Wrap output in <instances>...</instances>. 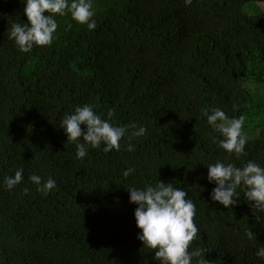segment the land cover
Segmentation results:
<instances>
[{"label": "trees", "instance_id": "16d2710c", "mask_svg": "<svg viewBox=\"0 0 264 264\" xmlns=\"http://www.w3.org/2000/svg\"><path fill=\"white\" fill-rule=\"evenodd\" d=\"M249 2L264 0H93L94 30L57 15L52 44L22 53L8 36L29 23L24 4L0 0V264H159L137 239L127 190L158 181L196 205L190 251L207 264H264V223L240 189L231 207L212 202L206 166L264 167V11L248 13ZM84 104L144 127L134 151L124 139L120 151L101 145L76 159L60 126ZM212 108L261 128L239 159L212 142L219 134L203 116ZM21 167L22 182L7 190L4 177ZM32 174L56 187L37 191Z\"/></svg>", "mask_w": 264, "mask_h": 264}, {"label": "clouds", "instance_id": "9594fccd", "mask_svg": "<svg viewBox=\"0 0 264 264\" xmlns=\"http://www.w3.org/2000/svg\"><path fill=\"white\" fill-rule=\"evenodd\" d=\"M24 14L29 23H14L8 38L13 40L18 51L30 52L34 47L50 46L59 25L56 16L70 14L77 24L86 25L88 30L96 28L93 0H22ZM115 109H109L107 118L98 114L93 105H77L71 114H65L61 121L67 141L75 144L76 159H83L88 149L103 145L104 153L120 151L121 141L127 139L125 150L134 151L132 139L145 134L146 129L138 125H117L113 122ZM207 124L214 132L212 142L231 156L239 159L245 150L246 138L242 133L243 119L229 117L221 108L203 111ZM83 126V127H82ZM81 140L83 142H81ZM207 180L215 186L209 193L212 202H219L225 208L237 203L238 189L244 192L257 221L264 223V167L254 160L242 166L217 160L206 165ZM135 171L127 168L123 176L127 178ZM24 169H17L14 175L4 177L3 184L12 190L23 180ZM29 180L37 186V191L48 194L56 187V181L49 177L32 174ZM130 203L137 205L134 216L137 234L144 247L155 250L154 258L159 264H207L201 249L189 250L191 242L199 231L194 223L196 205L183 188L172 183L158 181L143 188H127ZM27 191V190H26ZM249 240L256 239L252 230L246 232ZM256 256L264 259V246L258 248Z\"/></svg>", "mask_w": 264, "mask_h": 264}, {"label": "rangeland", "instance_id": "374dc122", "mask_svg": "<svg viewBox=\"0 0 264 264\" xmlns=\"http://www.w3.org/2000/svg\"><path fill=\"white\" fill-rule=\"evenodd\" d=\"M244 8H245V11H247L248 13L255 14L259 12L260 10L264 11V2H258V3L249 2L245 4ZM252 87L256 88L257 85L252 84ZM242 133L246 139H251V138L258 136L261 133V128H258L255 132H248L246 130V127H244V124H243Z\"/></svg>", "mask_w": 264, "mask_h": 264}]
</instances>
